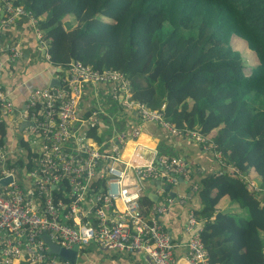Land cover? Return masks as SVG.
<instances>
[{
    "label": "trees",
    "instance_id": "1",
    "mask_svg": "<svg viewBox=\"0 0 264 264\" xmlns=\"http://www.w3.org/2000/svg\"><path fill=\"white\" fill-rule=\"evenodd\" d=\"M12 2L37 18L48 60L64 75L71 60L120 71L134 100L163 106L178 129H200L224 162L221 173L203 177L195 191L207 260L264 264V0ZM234 37L254 56L248 70ZM10 132L21 130L0 124V144L16 137ZM16 142L28 162L39 156L25 135ZM59 197L55 191L54 200ZM140 202L145 211L152 205L146 196Z\"/></svg>",
    "mask_w": 264,
    "mask_h": 264
},
{
    "label": "built area",
    "instance_id": "2",
    "mask_svg": "<svg viewBox=\"0 0 264 264\" xmlns=\"http://www.w3.org/2000/svg\"><path fill=\"white\" fill-rule=\"evenodd\" d=\"M0 5L1 53L4 29L22 15L28 16L35 26L37 18L12 0H0ZM35 30L42 39L37 26ZM6 51L9 61L20 55L16 45H8ZM2 69L0 59V124L4 123L5 128L24 126L19 134H13L16 137L9 140L11 145L7 138L0 144V264H70L49 251L43 234L66 249L78 245L81 251L94 245L124 254L142 252L148 264H180L173 256L171 236L158 220V216L165 213V207L153 203L145 211L140 199L144 181L158 180L169 187L177 185L180 178L190 181L185 164L137 143L128 157H122L121 149L127 139L135 142L139 136L138 126L128 133H117L110 150L90 147L86 133L74 129L77 102L86 84H107L110 98L118 100L122 108L133 110L144 123L158 124L171 135L200 143L212 151L220 168H224L215 145L198 127L178 129L173 126L165 119L163 106L150 109L134 100L130 81L120 71H99L79 60H71L67 75L60 77V86L32 89L16 112L1 79ZM97 118L98 111L92 109L81 122L94 127ZM23 135L39 154L29 162L26 152L14 146L17 137ZM220 173L221 170L216 175ZM5 178L10 179L1 183ZM242 181L248 188L258 190L253 180ZM65 182L67 188L63 186ZM97 183H100L98 188ZM197 187V183L191 186L193 191ZM55 191L62 197L54 200ZM158 193L166 194L167 203L173 202L164 188L159 187ZM184 201L182 198L181 202ZM200 229L194 209L190 208L185 222L190 264H210Z\"/></svg>",
    "mask_w": 264,
    "mask_h": 264
},
{
    "label": "crops",
    "instance_id": "3",
    "mask_svg": "<svg viewBox=\"0 0 264 264\" xmlns=\"http://www.w3.org/2000/svg\"><path fill=\"white\" fill-rule=\"evenodd\" d=\"M1 15L0 5V17ZM35 29L36 26L30 18L22 15L2 33L1 79L16 112L22 108L32 89L49 86L51 78L60 79L64 74L59 66L51 64L48 60L47 42L37 37ZM8 45H16L19 49L20 55L14 61H9V54L6 51ZM76 108L77 124H74V129L76 132L86 133V141L90 147L100 151L110 150L117 133L121 131L128 133L132 127L138 126L139 136L135 142L133 139H127L121 149L122 157H128L137 143L145 149L180 159L185 164L191 180H179L177 185L169 187L168 195L173 197V202L167 203L164 200L166 194L158 193L159 187H167L161 185L158 180L144 181L142 197L146 196L152 204L165 207V213L159 215L158 220L166 228L174 243L173 256L180 264H190L186 245L189 233L185 230V222L188 210L199 208L198 198L191 186L203 177L216 174L222 169L212 151L206 150L194 140L171 135L158 124L144 123L133 110L122 108L118 100L110 98L107 84H86ZM92 109L98 111L97 124L94 127L88 125L86 121L81 122V119H86L90 115ZM6 138L11 145L9 138ZM104 146L108 149H104ZM182 198L185 199L184 202H181ZM83 249L79 252V255H82L81 261L79 263L77 261L76 264H148L142 252L124 254L94 245H88Z\"/></svg>",
    "mask_w": 264,
    "mask_h": 264
},
{
    "label": "water",
    "instance_id": "4",
    "mask_svg": "<svg viewBox=\"0 0 264 264\" xmlns=\"http://www.w3.org/2000/svg\"><path fill=\"white\" fill-rule=\"evenodd\" d=\"M49 85L50 86H60L61 85L60 79L56 78V77L51 78ZM23 126H24V124H21V125H19V128L21 129ZM9 179L10 178L2 179L1 183H5ZM180 180L182 181L183 179L180 178ZM166 189L169 190V187L167 186ZM171 194H174V193L171 192ZM42 239L47 243V245L49 247V251L51 253L57 255L61 259L68 261L70 264H76L77 263V259H78V255H79V251H80L78 245H74L72 248L66 249L64 247H61L57 243L52 242L46 234H43Z\"/></svg>",
    "mask_w": 264,
    "mask_h": 264
},
{
    "label": "rangeland",
    "instance_id": "5",
    "mask_svg": "<svg viewBox=\"0 0 264 264\" xmlns=\"http://www.w3.org/2000/svg\"><path fill=\"white\" fill-rule=\"evenodd\" d=\"M69 18V17H68ZM232 43L235 47L242 52L244 68L248 70L252 65H254V56L252 52L245 46L242 40H238L236 37L233 38ZM249 180V179H248ZM251 181V180H250ZM82 255L78 256V263L81 261Z\"/></svg>",
    "mask_w": 264,
    "mask_h": 264
},
{
    "label": "bare ground",
    "instance_id": "6",
    "mask_svg": "<svg viewBox=\"0 0 264 264\" xmlns=\"http://www.w3.org/2000/svg\"><path fill=\"white\" fill-rule=\"evenodd\" d=\"M103 148H104V149H108V147H105V146H104Z\"/></svg>",
    "mask_w": 264,
    "mask_h": 264
},
{
    "label": "clouds",
    "instance_id": "7",
    "mask_svg": "<svg viewBox=\"0 0 264 264\" xmlns=\"http://www.w3.org/2000/svg\"><path fill=\"white\" fill-rule=\"evenodd\" d=\"M48 56V55H47ZM169 187V186H168ZM167 190V189H166ZM167 191H169V190H167ZM80 252V251H79Z\"/></svg>",
    "mask_w": 264,
    "mask_h": 264
}]
</instances>
